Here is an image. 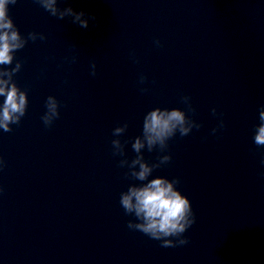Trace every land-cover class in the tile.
I'll use <instances>...</instances> for the list:
<instances>
[{
    "label": "clouds",
    "instance_id": "9594fccd",
    "mask_svg": "<svg viewBox=\"0 0 264 264\" xmlns=\"http://www.w3.org/2000/svg\"><path fill=\"white\" fill-rule=\"evenodd\" d=\"M50 15L63 20L71 17L72 22L81 28L89 27V20L95 21L94 15L84 11H75L72 7H58V0H37ZM17 0H0V97H4L0 103V129L11 132V125L19 124L25 115L28 106L27 91L17 86L13 77L22 67L20 61H16L15 67L9 69L15 59V53L23 49L29 40H44L43 33L29 32L27 37L22 36L9 15V5H15ZM155 44L161 46L160 41ZM75 59V58H73ZM91 75H96V65H91ZM147 77L140 76L143 84ZM146 92L147 89H141ZM181 102L186 105V110L180 108L161 109L154 108L146 113L143 119L142 135L137 136L132 143V149L136 153L130 161L125 158L119 161L120 167L129 169L126 175L131 178L146 182L139 185L132 184L127 191L120 194V205L126 214L134 215L137 222L129 221L128 228L142 232L153 240L161 242V247H177L188 244L184 233L195 223V215L189 198L183 195L176 187L178 179L169 180L163 176L148 179L156 168L171 161V155H162L158 163L149 164L142 150L147 147L151 152L157 146L163 152L168 147V141L177 132L180 136H187L193 128L199 129L202 125L191 119L186 112H195L191 105V97L182 96ZM46 112L41 117L46 127L51 126L54 120L59 118V102L54 96H48L45 102ZM212 114L217 115L216 109ZM222 115V114H220ZM260 123L255 127L254 143L264 147V106L259 111ZM127 123L113 129V135L120 137L127 129ZM219 128L224 127L221 119ZM217 128H213L215 133ZM113 155L125 156L124 144L120 139L111 141ZM126 143V142H125ZM264 164V160L261 161ZM4 161L0 158V169ZM138 166V167H137ZM2 191V189H0Z\"/></svg>",
    "mask_w": 264,
    "mask_h": 264
}]
</instances>
